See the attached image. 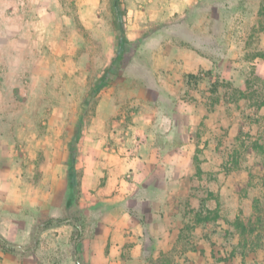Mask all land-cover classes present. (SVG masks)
I'll return each instance as SVG.
<instances>
[{"label": "crops", "instance_id": "obj_1", "mask_svg": "<svg viewBox=\"0 0 264 264\" xmlns=\"http://www.w3.org/2000/svg\"><path fill=\"white\" fill-rule=\"evenodd\" d=\"M115 4L0 0V264L211 259L252 209L264 0Z\"/></svg>", "mask_w": 264, "mask_h": 264}, {"label": "rangeland", "instance_id": "obj_2", "mask_svg": "<svg viewBox=\"0 0 264 264\" xmlns=\"http://www.w3.org/2000/svg\"><path fill=\"white\" fill-rule=\"evenodd\" d=\"M120 0H116V7L118 6L121 9V6L118 5ZM119 23L117 27L119 29ZM252 81V80H251ZM253 89H257L259 93L262 92L263 84L258 82L253 84ZM234 91V90H233ZM236 95L241 96L238 90H235ZM247 98L249 102L247 105H254L261 100L258 96L252 97L255 93L249 89ZM256 95V94H255ZM256 118H249L246 121H249L250 125L254 129H258L255 134V139H260L263 141L261 136H264V120L256 121ZM250 139L248 143L239 147V151L242 155H245L249 152H254L257 154L255 149L251 147ZM257 166L261 167V155L257 154ZM258 167L257 171L258 172ZM261 173V171H260ZM257 174V173H256ZM251 194L253 199L251 202V210L247 213H241L240 217L234 221V224L231 225V229L226 233V244H222V253L213 254L211 259L194 257L188 254H182L186 252L184 250L186 247H176L175 249L169 250L164 254H161L156 260H148L146 264H264V178L260 177L259 179L254 177L253 181L249 183ZM246 195V194H245Z\"/></svg>", "mask_w": 264, "mask_h": 264}, {"label": "trees", "instance_id": "obj_3", "mask_svg": "<svg viewBox=\"0 0 264 264\" xmlns=\"http://www.w3.org/2000/svg\"><path fill=\"white\" fill-rule=\"evenodd\" d=\"M115 7H116V5H115ZM115 10H116L117 15L120 14V13H122V10L119 9L118 6L116 7ZM117 23H119V20H117ZM119 31H120V34H119V38H118L117 52L115 54V57L113 59L112 65H111L113 67V70L114 69H116V70L117 69H120L121 65L124 63V61H125L124 60V53L126 52V47L125 46L128 43L127 39L123 35L122 25H119ZM106 78H107V75L103 76V78L101 79L100 83L98 85L92 87V89L90 91V94H89V97H88V103L86 105V109H92V106L95 103L94 97L98 93L100 87L104 84V81L106 82ZM240 95L241 96H245V93H240ZM262 105H264V99H261L260 101H258V103L256 104V107H260ZM263 120H264V118H263ZM79 125H80V123L78 122L77 123V128L73 132V139L74 140L78 136V133H79V131H78ZM261 137L263 138V141L260 140V139H257L255 141H253V143L251 144L250 147L252 149H255L256 152H257V154L261 155V158H262L261 167H260L261 170H262L261 177L264 178V136H261ZM70 179H71V184H74V181L72 179V172L70 174ZM47 223H48V221L43 222L42 226H44ZM0 243H1V245L3 247L6 246V243L3 240H1V239H0Z\"/></svg>", "mask_w": 264, "mask_h": 264}]
</instances>
